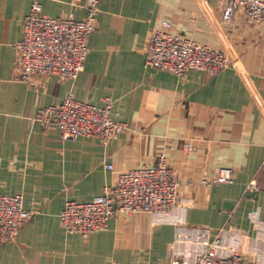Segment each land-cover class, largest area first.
Returning <instances> with one entry per match:
<instances>
[{
    "label": "crops",
    "instance_id": "1",
    "mask_svg": "<svg viewBox=\"0 0 264 264\" xmlns=\"http://www.w3.org/2000/svg\"><path fill=\"white\" fill-rule=\"evenodd\" d=\"M30 2L0 0V192L21 193L32 213L12 240L0 243V264L164 261L171 223L120 214L104 230L80 236L64 233L58 217L66 201L91 200L118 172L155 164L159 154L175 174L187 226L253 234L247 213L255 207L264 221V26L247 24L241 9L223 22L221 0H99L76 79L36 75L28 84L18 79L12 45L22 37ZM39 2L49 17L85 15L86 0ZM163 20L170 33L223 52L227 68L179 78L145 67V46ZM67 96L93 105L109 97L111 117L127 128L106 144L85 136L63 140L35 115ZM219 167L233 169V183L199 182ZM252 179L257 190L244 197Z\"/></svg>",
    "mask_w": 264,
    "mask_h": 264
},
{
    "label": "built area",
    "instance_id": "2",
    "mask_svg": "<svg viewBox=\"0 0 264 264\" xmlns=\"http://www.w3.org/2000/svg\"><path fill=\"white\" fill-rule=\"evenodd\" d=\"M99 0H86L85 15L76 20L72 15L49 17L42 13L39 0H31L22 19V37L13 43L18 79L34 83V76H56L74 80L83 69L87 43L95 28ZM208 1V0H206ZM221 18L228 22L238 9L249 25L264 26V0H221ZM169 23L161 21L145 46L144 66L165 70L184 78L197 70L215 75L229 65L228 57L214 48L191 38L172 34ZM113 101L103 97L99 105L65 97L55 105L37 110L35 120L41 125H54L63 140L93 137L106 144L127 128L110 115ZM189 149L190 144L186 143ZM112 169V165H106ZM116 181L100 195L87 202L66 201L59 212L61 229L67 234L102 231L110 219L118 215L148 214L152 223H171L174 234L168 244L166 259L158 264H264V221L257 208L246 217L253 234L232 226L216 229L187 226L177 194L178 182L164 154L152 165H142L118 172ZM233 169L217 168L201 184L233 183ZM257 190L252 179L244 186V197ZM31 211L22 207L21 193L0 192V243L10 241L31 218Z\"/></svg>",
    "mask_w": 264,
    "mask_h": 264
}]
</instances>
